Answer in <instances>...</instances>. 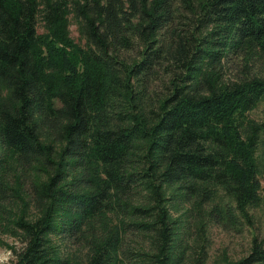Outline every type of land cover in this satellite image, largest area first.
Returning a JSON list of instances; mask_svg holds the SVG:
<instances>
[{
	"label": "trees",
	"instance_id": "16d2710c",
	"mask_svg": "<svg viewBox=\"0 0 264 264\" xmlns=\"http://www.w3.org/2000/svg\"><path fill=\"white\" fill-rule=\"evenodd\" d=\"M262 58L264 0H0L10 264H202L193 221L259 200Z\"/></svg>",
	"mask_w": 264,
	"mask_h": 264
},
{
	"label": "rangeland",
	"instance_id": "374dc122",
	"mask_svg": "<svg viewBox=\"0 0 264 264\" xmlns=\"http://www.w3.org/2000/svg\"><path fill=\"white\" fill-rule=\"evenodd\" d=\"M69 28L71 36L77 39L78 34L75 24H71ZM38 30H43L40 24L38 25ZM254 65L258 71H264V58L255 60ZM248 117L256 122L260 128L254 152L260 186L258 191L259 200L255 206H250L247 209L246 218L238 211H235L233 219L230 218L222 222V220H214L204 211L201 219L193 221L188 240L189 242L206 241V258L202 264H228L241 259L249 252L253 238L264 245V100L249 111ZM177 209L179 210H172L175 216H178L183 210L180 206ZM183 219L184 217H182ZM200 226L203 227L202 230L197 228ZM130 241L134 245L135 240ZM12 246L18 248L21 243L13 235L1 234L0 264H10L11 259H13ZM191 261V257L188 254L185 264H192Z\"/></svg>",
	"mask_w": 264,
	"mask_h": 264
}]
</instances>
